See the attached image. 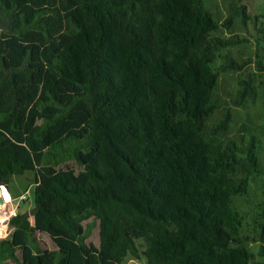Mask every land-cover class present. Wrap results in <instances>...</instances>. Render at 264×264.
<instances>
[{"label":"trees","instance_id":"16d2710c","mask_svg":"<svg viewBox=\"0 0 264 264\" xmlns=\"http://www.w3.org/2000/svg\"><path fill=\"white\" fill-rule=\"evenodd\" d=\"M229 8L219 23L204 0H0V185L34 172L0 264H122L138 239L148 264L252 263L232 197L260 162L215 141L229 112L208 123L217 51L240 40L212 32L249 17Z\"/></svg>","mask_w":264,"mask_h":264},{"label":"rangeland","instance_id":"374dc122","mask_svg":"<svg viewBox=\"0 0 264 264\" xmlns=\"http://www.w3.org/2000/svg\"><path fill=\"white\" fill-rule=\"evenodd\" d=\"M231 2L237 7L245 6L249 17L243 23L242 17L238 15L233 18L231 26L221 24L212 32V35L223 39L237 37L240 40L217 51L214 68L218 78L214 92L218 106L208 123H219L229 112L227 129L218 131L214 135L215 141L232 139L241 150L240 155H244L247 147L253 145L260 162L259 171L247 177V191L232 197V207L242 221L240 236L253 255L251 264H256L264 260L258 254L260 237L262 234L264 236V0H204L206 9L219 23L228 17ZM229 59L237 63L244 62L245 65L242 69L225 68ZM246 175L243 169H239L235 179L239 181ZM33 183V171L9 178L6 184L13 199L10 204H0V216L4 219L0 238L9 236L13 230L9 218L14 207L15 212L30 213L33 206ZM84 225L89 226L85 242L98 246V221L89 219ZM37 241L42 248L55 247L45 234H38ZM135 243L136 254L128 253L122 264H148L142 253V240L138 239Z\"/></svg>","mask_w":264,"mask_h":264},{"label":"bare ground","instance_id":"6f19581e","mask_svg":"<svg viewBox=\"0 0 264 264\" xmlns=\"http://www.w3.org/2000/svg\"><path fill=\"white\" fill-rule=\"evenodd\" d=\"M0 195H2L7 201L10 199V195L7 189L2 185V188L0 189ZM4 219L0 216V229L3 228L4 225H2Z\"/></svg>","mask_w":264,"mask_h":264},{"label":"built area","instance_id":"2783aa9c","mask_svg":"<svg viewBox=\"0 0 264 264\" xmlns=\"http://www.w3.org/2000/svg\"><path fill=\"white\" fill-rule=\"evenodd\" d=\"M2 188V185H0V189ZM6 189V188H5ZM8 190V192H9V189H7ZM9 195H10V199L7 201L2 195H0V198L2 199V202L0 203V204H4V205H6V204H10V202H12V196H11V194H10V192H9ZM15 208L16 207H14L13 208V210L11 211V213H10V217L12 216V215H15L16 214V212H15Z\"/></svg>","mask_w":264,"mask_h":264},{"label":"water","instance_id":"95a60500","mask_svg":"<svg viewBox=\"0 0 264 264\" xmlns=\"http://www.w3.org/2000/svg\"><path fill=\"white\" fill-rule=\"evenodd\" d=\"M3 186H4L6 189H8V188H7V185H3ZM1 202H2V199L0 198V203H1Z\"/></svg>","mask_w":264,"mask_h":264},{"label":"clouds","instance_id":"9594fccd","mask_svg":"<svg viewBox=\"0 0 264 264\" xmlns=\"http://www.w3.org/2000/svg\"><path fill=\"white\" fill-rule=\"evenodd\" d=\"M5 185H7V184H5ZM7 188H8V186H7ZM13 199V198H12Z\"/></svg>","mask_w":264,"mask_h":264},{"label":"crops","instance_id":"0c3cea01","mask_svg":"<svg viewBox=\"0 0 264 264\" xmlns=\"http://www.w3.org/2000/svg\"><path fill=\"white\" fill-rule=\"evenodd\" d=\"M12 196V195H11Z\"/></svg>","mask_w":264,"mask_h":264}]
</instances>
